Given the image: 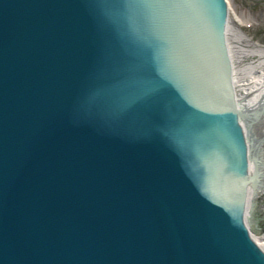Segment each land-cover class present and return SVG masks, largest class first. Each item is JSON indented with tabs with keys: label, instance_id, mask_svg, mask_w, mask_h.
<instances>
[{
	"label": "water",
	"instance_id": "water-1",
	"mask_svg": "<svg viewBox=\"0 0 264 264\" xmlns=\"http://www.w3.org/2000/svg\"><path fill=\"white\" fill-rule=\"evenodd\" d=\"M227 15L0 0V264H264Z\"/></svg>",
	"mask_w": 264,
	"mask_h": 264
},
{
	"label": "rangeland",
	"instance_id": "rangeland-1",
	"mask_svg": "<svg viewBox=\"0 0 264 264\" xmlns=\"http://www.w3.org/2000/svg\"><path fill=\"white\" fill-rule=\"evenodd\" d=\"M228 3L232 13V16L230 15L231 46L237 65L247 68L261 58L257 54H261L264 58V0H228ZM249 122L252 131L249 139L252 144L251 151L257 154L258 166L253 174L256 177L252 179L258 195L250 224L259 232H264V119L254 115Z\"/></svg>",
	"mask_w": 264,
	"mask_h": 264
},
{
	"label": "bare ground",
	"instance_id": "bare-ground-1",
	"mask_svg": "<svg viewBox=\"0 0 264 264\" xmlns=\"http://www.w3.org/2000/svg\"><path fill=\"white\" fill-rule=\"evenodd\" d=\"M227 8L228 15L225 22L224 32L231 63V82L234 89V101L237 108L249 113V117L241 119L240 123L242 125L243 132L246 137V143L249 149V174L252 176L255 174L258 166L256 160L257 154H254V152L251 151L252 144L249 141L250 136L252 135L249 120H251L254 115H258L260 118L264 119V113H262L264 109V58L261 54H257L261 56V58L256 60L253 65H249L247 68H242L237 65V59H235L236 57L234 55L230 40V32L232 31L230 26V15L232 13L230 11L228 0ZM254 177L256 176H253V178ZM257 191L258 190L255 189V184L253 181H251L250 184L246 186L245 194L247 197L245 199L244 205V216L245 222L250 228L252 236L258 242V244L264 248V232H259L252 224H250L252 221L250 222L247 220L248 215H253L254 203L258 195Z\"/></svg>",
	"mask_w": 264,
	"mask_h": 264
}]
</instances>
